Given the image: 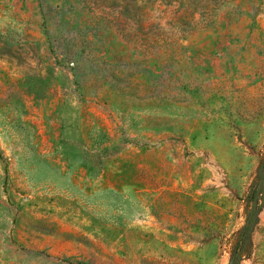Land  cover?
I'll list each match as a JSON object with an SVG mask.
<instances>
[{
    "label": "rangeland",
    "instance_id": "374dc122",
    "mask_svg": "<svg viewBox=\"0 0 264 264\" xmlns=\"http://www.w3.org/2000/svg\"><path fill=\"white\" fill-rule=\"evenodd\" d=\"M0 264H264V0H0Z\"/></svg>",
    "mask_w": 264,
    "mask_h": 264
},
{
    "label": "water",
    "instance_id": "95a60500",
    "mask_svg": "<svg viewBox=\"0 0 264 264\" xmlns=\"http://www.w3.org/2000/svg\"><path fill=\"white\" fill-rule=\"evenodd\" d=\"M258 195V194H257Z\"/></svg>",
    "mask_w": 264,
    "mask_h": 264
}]
</instances>
